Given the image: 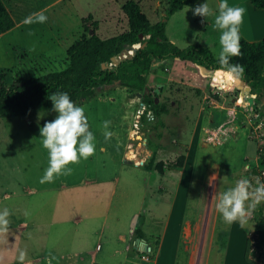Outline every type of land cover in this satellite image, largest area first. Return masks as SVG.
<instances>
[{
    "label": "rangeland",
    "instance_id": "obj_1",
    "mask_svg": "<svg viewBox=\"0 0 264 264\" xmlns=\"http://www.w3.org/2000/svg\"><path fill=\"white\" fill-rule=\"evenodd\" d=\"M3 1L16 27L0 36V70L8 71L10 77L29 79L68 68V50L75 42L90 37L88 27L103 39L127 31L128 21L122 11L127 1L139 3L149 20L156 23L166 16L170 0ZM204 2L199 0L196 6ZM209 7L213 15L207 19L194 15L192 7L168 17L166 34L181 49L200 44L218 59L219 33L211 26L218 8L216 0H209ZM39 11L48 17L45 23H22ZM228 74L217 71L209 81L194 65L183 66L174 60L157 64L148 76L146 91L158 97L161 116L147 111L140 92L121 83L97 90L93 98L73 100L85 108L90 130L96 136V150L87 159L70 165V174L44 183L40 178L48 167V155L42 147L40 128L56 113L41 109L28 117L0 118V196L6 191L21 195L24 188L28 192L30 188L73 186L69 193H84L91 203L96 200L101 204L95 206L97 213L107 208L105 234L109 238L115 239L118 234L131 237L139 216L137 228L144 229L150 240L161 235L178 188L174 192L183 178L178 172L181 168L164 176L158 171L169 165L182 164L183 168L196 135L178 264L244 263L246 242L253 236L257 210L262 208L264 215V201L250 208L243 225L238 221L225 223L216 203L218 194L242 177L253 184L257 178L264 182V116L248 102L257 95L245 92L240 96V91L224 80ZM237 96L239 100L235 101ZM104 120L111 122L112 135L107 139L101 127ZM233 121L237 124H231ZM260 126L263 131L258 132L262 134L257 132ZM128 151L135 152L144 165L126 163ZM149 151H156L157 158ZM248 162L254 165L248 167ZM31 197L26 194L27 199ZM252 259L264 264V249Z\"/></svg>",
    "mask_w": 264,
    "mask_h": 264
},
{
    "label": "trees",
    "instance_id": "obj_2",
    "mask_svg": "<svg viewBox=\"0 0 264 264\" xmlns=\"http://www.w3.org/2000/svg\"><path fill=\"white\" fill-rule=\"evenodd\" d=\"M199 0H170L166 16L162 21L153 23L142 11L136 1H127L122 11L128 21L129 29L108 39L101 38L95 30L88 27L89 38L75 42L68 50L70 63L68 68L52 72L37 78H15L8 76V71L0 70V118L28 117L37 110H51L52 102L48 97L57 91H66L72 100L93 98L97 90L112 86L117 81L121 85L142 93V101L147 111L161 116L156 95L148 93V76L155 66L167 60L177 64L200 67L210 81L215 72L223 71L234 76L235 84L231 87L237 92L245 86L251 87L256 94L255 108L264 116V39L260 42H248L240 36L241 55L231 57L229 64L239 65L242 72H229L227 66L221 65L212 51L200 44L181 49L169 41L166 34L167 19L185 7H196ZM251 4L264 9V0H250ZM16 21L3 0H0V36L11 32ZM91 31L93 34L91 35ZM143 34L145 40L140 39ZM147 45L139 49L132 59L120 61L110 66L112 57H119L126 45ZM249 93V92H247ZM164 112V111H163ZM184 163V159H183ZM182 168L169 165L168 170ZM163 171V170H162ZM160 171V172H162ZM255 230L246 242L244 262L257 264L252 256L258 257L264 249V215L262 208L256 212ZM143 240L144 232L135 229V239ZM133 250H135L133 248ZM180 254H178V259ZM178 259L177 263L178 264Z\"/></svg>",
    "mask_w": 264,
    "mask_h": 264
},
{
    "label": "crops",
    "instance_id": "obj_3",
    "mask_svg": "<svg viewBox=\"0 0 264 264\" xmlns=\"http://www.w3.org/2000/svg\"><path fill=\"white\" fill-rule=\"evenodd\" d=\"M216 2L218 5L220 0ZM229 2L246 9L240 36L252 43L262 41L264 9L254 7L250 0ZM224 77L230 84H235L234 76L228 74ZM231 124L237 123L233 121ZM196 138L194 135V143L188 147L185 155L186 163L178 171L183 178L174 192L176 194L178 188L173 210L161 235L151 236L149 240L142 229L148 250L142 251L137 245L139 239H135V229L140 225L139 216L130 232L131 237L127 239L124 234H118L115 239L109 238L105 234L107 208L99 209L97 213L98 210L94 209L101 205H97L98 201L95 200L93 204L84 193H69L74 187L62 184L56 189L30 188L27 192V188H24L21 195L6 191L0 196V210L6 208L10 213L6 230L0 231V264H176L194 171ZM129 153L125 155L126 163L144 165L137 157V161L132 159ZM150 153L151 157L155 155L157 158L156 151ZM128 157L131 159L127 160ZM255 160L257 162L258 159ZM251 165L254 164L248 162L247 166ZM158 172L164 176L170 170L165 168ZM26 194H30L31 199H27ZM21 252L24 253L23 261L19 259ZM146 252L150 256L149 262L142 259Z\"/></svg>",
    "mask_w": 264,
    "mask_h": 264
},
{
    "label": "clouds",
    "instance_id": "obj_4",
    "mask_svg": "<svg viewBox=\"0 0 264 264\" xmlns=\"http://www.w3.org/2000/svg\"><path fill=\"white\" fill-rule=\"evenodd\" d=\"M194 15L207 19L213 15L209 0L194 7ZM246 9L235 5L229 0H220L214 15L213 28L218 31L219 51L218 61L227 66L229 72H242L239 65L229 64L231 57L241 55L240 28L244 21ZM48 17L43 11L34 12L25 17L24 24H43ZM48 99L52 102L50 111L55 112L53 120L47 121L40 128L42 147L47 150L48 167L40 178V182L52 181L60 175H68L73 169L70 165L80 159H87L96 150V136L90 130L85 108L76 104L66 91L52 93ZM109 120L102 121L103 135L107 139L112 133L109 130ZM264 201V182L258 178L256 183L246 177L235 182L234 186L218 194L216 209L225 223H246L251 207ZM8 209L0 210V231L8 225ZM24 260V253L19 256Z\"/></svg>",
    "mask_w": 264,
    "mask_h": 264
},
{
    "label": "water",
    "instance_id": "obj_5",
    "mask_svg": "<svg viewBox=\"0 0 264 264\" xmlns=\"http://www.w3.org/2000/svg\"><path fill=\"white\" fill-rule=\"evenodd\" d=\"M92 34H93V31H91V35H92ZM140 39H141L142 41L145 40V37H144L143 34H140ZM146 45H147V42L141 43V44H139L138 46H135V45H134V46L126 45L124 51L121 53V55L119 56V58H118V57H112V59H111V61H112L111 64H112V65L110 64V66H109V65H107V64H103V68L106 69L107 67H111V66H113V65L116 66V65L119 64L120 61H123V60H125V59H132V58L135 56V54L138 52V50L144 48ZM116 83H120V81H117ZM245 92H249V93L251 94V87H250L249 85L245 86V87L243 88V90H241V92H240V96L244 95ZM139 95L142 96L141 93H139ZM251 95H252V94H251ZM240 96H237L234 100H235V101L239 100V97H240ZM248 102H249V104H250L251 106L255 105V97H253V96L250 97V98L248 99ZM137 245H138V247H139L142 251H146V249H147V250L149 249L148 245H147V244L145 243V241H143V240H140V239L137 240Z\"/></svg>",
    "mask_w": 264,
    "mask_h": 264
},
{
    "label": "built area",
    "instance_id": "obj_6",
    "mask_svg": "<svg viewBox=\"0 0 264 264\" xmlns=\"http://www.w3.org/2000/svg\"><path fill=\"white\" fill-rule=\"evenodd\" d=\"M261 129H262L261 126L258 127L257 132H258V130H261ZM261 131H263V130H261ZM261 131H259L258 133H259V134H262ZM259 134H258V138L261 139L260 136H259ZM142 259H143L144 261H146V262H149V261H150L149 253H148V252L144 253L143 256H142Z\"/></svg>",
    "mask_w": 264,
    "mask_h": 264
},
{
    "label": "bare ground",
    "instance_id": "obj_7",
    "mask_svg": "<svg viewBox=\"0 0 264 264\" xmlns=\"http://www.w3.org/2000/svg\"><path fill=\"white\" fill-rule=\"evenodd\" d=\"M135 46H138V45H135ZM134 134H136V132H134ZM129 156L130 157H132V158H136V154H135V152H133V151H131L130 153H129Z\"/></svg>",
    "mask_w": 264,
    "mask_h": 264
},
{
    "label": "flooded vegetation",
    "instance_id": "obj_8",
    "mask_svg": "<svg viewBox=\"0 0 264 264\" xmlns=\"http://www.w3.org/2000/svg\"><path fill=\"white\" fill-rule=\"evenodd\" d=\"M241 92V91H240Z\"/></svg>",
    "mask_w": 264,
    "mask_h": 264
}]
</instances>
